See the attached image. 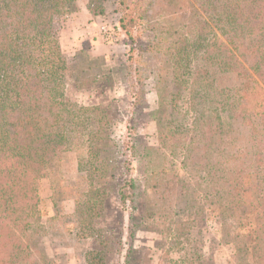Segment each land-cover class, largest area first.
Returning <instances> with one entry per match:
<instances>
[{
    "label": "trees",
    "instance_id": "16d2710c",
    "mask_svg": "<svg viewBox=\"0 0 264 264\" xmlns=\"http://www.w3.org/2000/svg\"><path fill=\"white\" fill-rule=\"evenodd\" d=\"M73 1L0 0V264H55L39 247L45 227L34 180L74 140L90 158L89 184L94 173L106 172L95 140L105 147L109 139L91 128V120L100 121L97 107L78 105L64 94L70 59L60 49L57 22ZM117 3V31L150 20L148 38L129 50L136 48L135 60L145 54L158 59L153 78L159 108H169L180 90L188 94L193 120L184 165L194 175L210 170L208 192L224 194L211 198L212 210L237 214L246 204L255 208L245 234L231 236L235 252L227 264H264V0ZM73 68L74 81L82 80V68ZM180 135L170 129L164 136L168 146L178 145ZM93 192L86 194L100 203ZM192 192L175 179L162 193L170 204Z\"/></svg>",
    "mask_w": 264,
    "mask_h": 264
},
{
    "label": "rangeland",
    "instance_id": "374dc122",
    "mask_svg": "<svg viewBox=\"0 0 264 264\" xmlns=\"http://www.w3.org/2000/svg\"><path fill=\"white\" fill-rule=\"evenodd\" d=\"M116 8L117 0H74L57 22L60 49L70 59L64 94L78 105L97 107L100 121L91 120V128L109 143L95 140L106 172L94 173V185L85 179L90 158L74 139L62 158L37 175L35 200L45 227L39 247L55 264H227L235 252L231 236L245 234L255 208L246 204L237 214L212 210L211 198L224 194L208 192L210 170L194 175L184 165L193 120L188 94L180 90L169 108H159L153 78L158 59L145 54L135 60L136 48L129 50L148 38L150 20L117 31ZM102 25L112 40H105ZM73 67L82 68V80L74 81ZM170 129L181 134L176 146L164 137ZM175 179L193 192L168 204L164 184ZM90 188L100 203L87 196Z\"/></svg>",
    "mask_w": 264,
    "mask_h": 264
},
{
    "label": "built area",
    "instance_id": "2783aa9c",
    "mask_svg": "<svg viewBox=\"0 0 264 264\" xmlns=\"http://www.w3.org/2000/svg\"><path fill=\"white\" fill-rule=\"evenodd\" d=\"M108 28L105 25L101 26V33L104 34L105 40H112L114 36L108 32Z\"/></svg>",
    "mask_w": 264,
    "mask_h": 264
},
{
    "label": "crops",
    "instance_id": "0c3cea01",
    "mask_svg": "<svg viewBox=\"0 0 264 264\" xmlns=\"http://www.w3.org/2000/svg\"><path fill=\"white\" fill-rule=\"evenodd\" d=\"M83 43V41L81 42V44Z\"/></svg>",
    "mask_w": 264,
    "mask_h": 264
}]
</instances>
